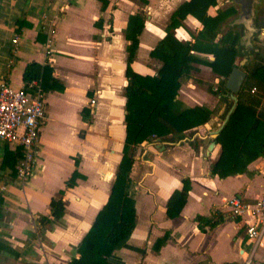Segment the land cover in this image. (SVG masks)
Segmentation results:
<instances>
[{"label": "crops", "instance_id": "0c3cea01", "mask_svg": "<svg viewBox=\"0 0 264 264\" xmlns=\"http://www.w3.org/2000/svg\"><path fill=\"white\" fill-rule=\"evenodd\" d=\"M183 1H0V81L6 79L13 87L24 85V67L35 61L49 64L52 75L63 85L62 90L44 91L46 120L36 144V162L30 176L18 182L0 172L4 211L0 220V241L16 252L0 250V264H68L73 257H78L77 247L108 198L122 155L128 43L123 30L130 15L143 11L144 27L131 66L140 74H154L160 62L149 55L150 50L163 38L171 13ZM243 1L252 5L251 19L242 16V9H247ZM231 2L237 4L238 12L234 18L226 20V25L227 29L232 27L242 33L241 55L235 58V64L247 75L264 65V27L260 24L264 22V3L262 0H216L207 12L215 15ZM260 9L263 13L259 16ZM17 20L24 21L19 29ZM185 24L197 28L195 34L202 25L187 15L173 30L179 41H192L194 34L189 35ZM50 28L54 37L52 53L47 52L45 46ZM15 35H18L16 44L12 42ZM220 35L221 32L218 37ZM200 55L213 59L210 53ZM218 81L210 66L202 64V105L213 111L212 117L199 127L202 157L187 138L177 142L153 138L135 147L130 177L136 224L127 242L142 252L129 247L117 249L108 258V264H255L253 259L264 261V235L253 247L245 233V222L251 218L232 216L225 204L233 195L253 202L264 194V157L252 160L242 173L224 178L210 173V163L216 158L219 145L214 144L209 151L208 145L231 107L226 110L227 99L212 92ZM191 90V87L190 90L183 88L184 94L180 97L187 106H192ZM247 90L249 99L257 98L254 103L264 118L263 86L253 84L247 86ZM88 93L92 94L91 98ZM92 99L94 103H90ZM83 108L89 110L90 123L81 117ZM73 141L76 145L70 146ZM2 147L0 144V157ZM41 153L42 161L39 160ZM167 156L177 163L168 161ZM75 159H78L77 166ZM192 162H197L198 166L191 168ZM111 163L116 165L114 170L108 168ZM178 167L180 172L171 184L170 174L177 172ZM74 169L84 177L76 178L73 187H66L65 182ZM183 177L190 179L187 201L178 217L169 218L165 207L167 198L181 187ZM60 190L64 192L60 194ZM58 196L62 197L65 211L57 219L51 217L49 203ZM140 209L144 215L142 221L138 217ZM215 211L224 221L201 232L194 216H210ZM158 215L160 221H157ZM42 217L49 220L42 223ZM166 232L168 238L155 250V241ZM192 233L194 242L188 239Z\"/></svg>", "mask_w": 264, "mask_h": 264}, {"label": "trees", "instance_id": "16d2710c", "mask_svg": "<svg viewBox=\"0 0 264 264\" xmlns=\"http://www.w3.org/2000/svg\"><path fill=\"white\" fill-rule=\"evenodd\" d=\"M215 4L216 0H185L174 9L165 28V35L149 53L160 62L154 74H140L131 66L138 49V37L144 27V14L139 12L129 16L123 30L128 43L125 60L127 84L124 87L125 135L122 155L108 198L80 241L77 247L78 257H73L68 264H108V258L117 249L129 247L140 250L131 247L127 242L136 224L134 190L130 177L134 150L138 144L153 138H168L173 142L187 138L192 148L198 149V144L193 142V137L198 134L196 129L212 117L213 111L204 105L176 108L180 85L195 69V63L210 66L219 77L217 88L212 92L227 99L228 108L232 105L231 92L225 83L236 66L235 58L241 55L242 33L232 27L221 32L223 21L237 11L233 6H229L218 10L215 15H210L208 8ZM262 13L263 10L260 9L259 16ZM187 15L200 21L202 27L193 36L192 41H179L173 30L181 25ZM16 24L19 29L24 25V21L17 20ZM260 24L264 27L263 21ZM202 52L212 54L213 59L202 58L199 54ZM22 80L24 84L36 80L43 91L63 89L62 83L52 75V67L46 63L28 62L24 67ZM244 84L236 94L234 108L227 113V119L211 139L219 145V150L216 158L210 163V173L220 178L245 172L252 160L264 157V118L259 115L254 103L257 98L249 99L246 88L253 84L264 88V65L247 74ZM81 117L84 121L91 122L87 108L81 110ZM20 157L21 150L3 145L0 172L7 173L10 178H16V166ZM75 165H78V159H75ZM78 177L84 176L74 169L65 186L73 187ZM181 182V187L174 189L167 198L165 207L169 218L178 217L187 201L190 179L183 177ZM63 192L64 190L59 191L60 194ZM1 203L0 197V220L4 215ZM49 211L52 218L58 219L64 214L65 205L61 196L51 198ZM193 219L201 232H206L224 221V217L217 211L210 216L196 214ZM48 220L47 217L40 218L42 223ZM167 238L166 232L155 241L154 249L158 250ZM0 250L16 253L1 241Z\"/></svg>", "mask_w": 264, "mask_h": 264}, {"label": "built area", "instance_id": "2783aa9c", "mask_svg": "<svg viewBox=\"0 0 264 264\" xmlns=\"http://www.w3.org/2000/svg\"><path fill=\"white\" fill-rule=\"evenodd\" d=\"M53 29H49L46 50L51 52ZM18 42V35L12 38ZM255 88H252L254 91ZM92 99L90 103H94ZM46 120L45 92L36 80L13 87L6 79L0 81V144L10 149L21 150V157L16 166L18 182H24L31 174L36 162L40 131ZM232 216L245 220L247 239L255 247L264 235V194L253 202H245L241 197L233 195L225 200Z\"/></svg>", "mask_w": 264, "mask_h": 264}, {"label": "rangeland", "instance_id": "374dc122", "mask_svg": "<svg viewBox=\"0 0 264 264\" xmlns=\"http://www.w3.org/2000/svg\"><path fill=\"white\" fill-rule=\"evenodd\" d=\"M138 1V0H137ZM263 1V3H264V0H262ZM226 4V3H225ZM233 6L235 9H236V11L238 12V6H237V4L236 3H234V2H231V3H229L227 6L229 7V6ZM227 6H224L223 7V9H225ZM143 12V11H142ZM237 12H236V14H234V15H231V16H229L226 20H231L232 18H234L236 15H237ZM223 21V24H222V27H221V32H225L226 30H227V25H226V23L228 22V21ZM188 25H190V26H192L193 24L192 23H188ZM184 28L186 29V31L189 33V35L190 36H192L193 34L195 35V31H196V29L197 28H195V29H192V27H188L186 24L184 25ZM224 30V31H223ZM52 51H53V49L51 48V53H52ZM200 54V53H199ZM188 83H190V84H192V86H189L188 85ZM190 87L192 88V96H193V99L192 100H189L190 101V105H192V106H194V105H202V63H195V69L194 70H192L191 72H190V75L188 76V77H186L183 81H182V83H181V85H180V88H179V90H178V94H177V96H176V108H182V107H188L187 106V104H185L182 100H181V95H183L184 94V92H183V88H186L187 90H190ZM247 88V87H246ZM87 96H88V98H91L92 97V94L91 93H88L87 94ZM197 103H201V104H197ZM88 104V103H87ZM88 106V105H87ZM86 105H85V107H87ZM226 110H227V108H228V104H226ZM202 127V126H201ZM197 131H198V134L199 135H201L202 136V131L201 132H199V127H198V129H196ZM196 135V136H194L193 137V142H195V143H197L198 144V151H197V154H198V152L200 153L199 155L202 157V138H200L199 137V135ZM39 140V139H38ZM50 142H51V140H50ZM76 144H75V141H73L71 144H70V146H75ZM71 157H73V156H71ZM39 160L40 161H42L43 160V154L41 153L40 155H39ZM104 158H102L101 159V162H104ZM167 160L168 161H170V162H175V163H177L176 162V160L175 159H173V158H171V157H168L167 156ZM39 161V162H40ZM100 162V163H101ZM174 163V164H175ZM197 163V162H196ZM196 163H190V167L191 168H193L194 166H198V164H196ZM103 166H105V165H103ZM115 164L114 163H111L110 165H109V167L108 168H110V170H114L115 169ZM159 166H162V165H159ZM160 168V170L162 169V167H159ZM180 172V170H179V167L177 168V172L176 171H173V172H171V174H170V182L169 183H173V182H175L176 181V176L178 175V173ZM160 174V171H158V173H157V176ZM161 198V197H160ZM159 208H160V205H159ZM139 214H138V217H139V219H140V221H142L143 219H144V215L142 214V210L140 209L139 210V212H138ZM161 219H159V215H158V219H157V221H160ZM195 226V225H194ZM189 229L191 230V228L189 227ZM190 238V239H189ZM188 239L191 241V242H194L196 239H195V236H194V234L192 233L189 237H188ZM258 262V263H257ZM253 263H255V264H263L264 263V261H258V259H253Z\"/></svg>", "mask_w": 264, "mask_h": 264}, {"label": "water", "instance_id": "95a60500", "mask_svg": "<svg viewBox=\"0 0 264 264\" xmlns=\"http://www.w3.org/2000/svg\"><path fill=\"white\" fill-rule=\"evenodd\" d=\"M252 1H257V0H251V2ZM246 6H247L246 10H244V8L242 9L243 10L242 16H244V18H246V19H251L252 14H253L252 5L249 4ZM245 77H246V71H244L243 69H241L239 66L236 65L235 67H233L231 73L229 74V76L227 78L225 86L231 92L230 96H231V99L233 100V103H232V105L228 111V114L232 111V109L234 108V106L236 104V101H237L236 94L238 93L239 89L243 86ZM228 114L226 116V119L228 117ZM218 130L213 133V136H216V134L218 133ZM214 144H215L214 141H211L209 143L208 151L210 149H212Z\"/></svg>", "mask_w": 264, "mask_h": 264}, {"label": "flooded vegetation", "instance_id": "af4514ba", "mask_svg": "<svg viewBox=\"0 0 264 264\" xmlns=\"http://www.w3.org/2000/svg\"><path fill=\"white\" fill-rule=\"evenodd\" d=\"M244 5H249L248 1H243Z\"/></svg>", "mask_w": 264, "mask_h": 264}]
</instances>
